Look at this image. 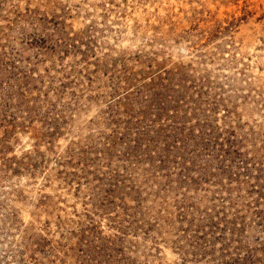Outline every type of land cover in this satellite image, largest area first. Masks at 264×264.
Masks as SVG:
<instances>
[{"label": "rangeland", "instance_id": "obj_1", "mask_svg": "<svg viewBox=\"0 0 264 264\" xmlns=\"http://www.w3.org/2000/svg\"><path fill=\"white\" fill-rule=\"evenodd\" d=\"M0 264H264V0H0Z\"/></svg>", "mask_w": 264, "mask_h": 264}]
</instances>
